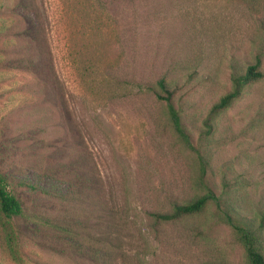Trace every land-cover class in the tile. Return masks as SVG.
Here are the masks:
<instances>
[{
  "label": "rangeland",
  "instance_id": "obj_1",
  "mask_svg": "<svg viewBox=\"0 0 264 264\" xmlns=\"http://www.w3.org/2000/svg\"><path fill=\"white\" fill-rule=\"evenodd\" d=\"M258 55L264 74V0H0V171L22 206L0 264H247L215 204L154 218L197 194L201 159L151 86H184L205 183L257 219L264 77L210 111Z\"/></svg>",
  "mask_w": 264,
  "mask_h": 264
},
{
  "label": "trees",
  "instance_id": "obj_2",
  "mask_svg": "<svg viewBox=\"0 0 264 264\" xmlns=\"http://www.w3.org/2000/svg\"><path fill=\"white\" fill-rule=\"evenodd\" d=\"M262 66L263 56L258 55L254 63L249 64L244 70L235 71L232 74L231 91L222 95L213 104L210 111L211 118H215L219 113L230 108L237 99L243 96L247 87L264 77ZM194 75L195 73H190L187 77L192 78ZM151 87L157 100L162 103L164 115L174 134L184 144L188 153L196 154L201 159V170L196 177L197 194L185 203L172 204L170 211L154 214V218L162 223L177 221L197 215L210 204H215L220 219L230 226L243 245L247 264H264V211L259 213L257 219L243 215L205 183L207 163L199 150L192 144V136L185 126V113L188 110L184 86L180 85L178 81L164 76ZM205 126L211 131L214 130V122L211 120H208ZM10 185V176L0 171V222H3L4 219L12 220L22 214L21 203L9 190Z\"/></svg>",
  "mask_w": 264,
  "mask_h": 264
}]
</instances>
